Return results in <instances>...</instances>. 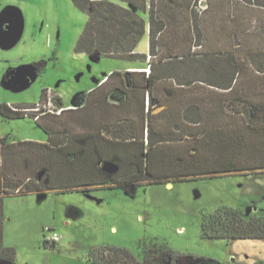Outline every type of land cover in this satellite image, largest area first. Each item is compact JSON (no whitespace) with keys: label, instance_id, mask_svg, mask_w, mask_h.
Instances as JSON below:
<instances>
[{"label":"rangeland","instance_id":"rangeland-1","mask_svg":"<svg viewBox=\"0 0 264 264\" xmlns=\"http://www.w3.org/2000/svg\"><path fill=\"white\" fill-rule=\"evenodd\" d=\"M147 2L154 12V66L174 57H223L233 51L249 69L246 78L264 63V54L257 56L264 52V0ZM141 14L148 30L137 50L148 53L149 13ZM87 22L88 14L74 0H0V106L33 105L44 89L54 98V109L61 100L74 105L107 74L142 63L78 52ZM208 36L227 38V52L209 54L201 46ZM171 39L183 41L181 53L176 45L174 55L168 53ZM256 74L264 76V71ZM68 135L72 134L61 137L67 140ZM1 136L11 141L46 138V133L33 116L7 119L0 114ZM9 150L0 148V177L9 184L23 183L19 193L3 181V245L14 249L17 264H95L90 254L105 246L126 248L143 262L152 247L165 253L164 264L264 262V238H208L202 228L204 215L223 206L241 208L247 216L264 214V173L143 184L135 194L97 186L84 189L80 178H52L53 188L40 199L37 192H26L25 185H37L27 176L38 172L41 164L25 167L32 154ZM32 153L39 155L35 149ZM52 231L59 235L55 245L46 240Z\"/></svg>","mask_w":264,"mask_h":264},{"label":"trees","instance_id":"trees-1","mask_svg":"<svg viewBox=\"0 0 264 264\" xmlns=\"http://www.w3.org/2000/svg\"><path fill=\"white\" fill-rule=\"evenodd\" d=\"M120 1L122 3L116 0H74L76 5L88 14V22L79 39L77 51L133 61L147 60V54L136 51L147 28L146 19L141 13L148 12L150 55L156 57L152 6L147 0ZM195 54L197 53H193ZM261 54L264 52L257 56ZM222 56H206L203 59L174 57L159 61L160 63L156 61L157 65L159 64L157 67L154 66V61L150 73L146 70H127L115 71L107 75L104 81L109 82L93 92H85L83 101L90 108L91 95H99L103 98L100 106L105 111L109 108L114 113L113 117L92 121L87 115L77 118V115L71 114L60 123L61 125L59 124L60 130L52 132L55 136L50 145L32 143L33 145L26 146L24 150L32 155L26 158L25 166L39 163L41 169L38 172L33 170L32 175L27 177L37 185L32 186L27 183L25 191L50 190L53 188L52 178H60L64 181L80 178L82 186L88 184L83 181L91 179L93 183L90 184H111L134 194L143 184L185 181L192 177H212L215 174L263 172L264 103L245 98L239 103H231L229 106L232 110L243 114L241 121L218 118L223 108L210 112L209 117L205 118L203 114H198L202 110H200L201 98L190 96L186 101L190 102L186 110L195 113L197 118L174 119V135L169 126L168 128L165 126L169 121L159 120L163 114H153L151 111L153 103L157 101L156 96L152 94V86L157 81H174V96H177L179 90H207V85L230 89L236 81L244 80L252 73L256 74L252 72L244 78L249 69L241 64L240 55L235 52L231 51ZM258 66L264 69V63ZM256 76L260 80L264 78V76ZM48 90H43L41 99L45 98ZM147 90L151 94V105L150 111L146 113ZM165 90L169 91L170 88ZM142 96V105L139 107V97ZM109 97L114 98V104H110ZM127 99L133 105H131L132 111L136 110L131 115H125L121 107L124 103L127 104ZM215 100L214 98L208 102H215V109H218L221 104L216 103ZM57 104L66 107L62 101H58ZM5 106L13 117L24 116L13 111L7 104ZM66 111H75V109L66 108L61 114L46 115L56 117ZM46 115H43L38 122ZM75 123L80 125L76 127ZM56 126L57 122H54L52 127ZM46 130L49 131L47 128ZM64 134L72 135H68L67 140H64L61 137ZM171 142H174L173 161L169 153L159 150L169 149ZM91 146L96 148L95 157L87 155L90 154ZM107 147L115 148L118 153L110 157L106 153ZM34 149L39 155H33ZM12 153L10 152V155ZM94 161L100 165L94 168L90 166ZM85 164L88 166H84ZM34 175L35 178L32 177ZM3 181L12 187L13 191L18 190L23 182L9 184L0 177V259L17 264L14 249L3 245L5 196ZM202 228L204 236L208 238H264V214L253 213L247 216L241 208L223 206L204 215ZM90 260L95 264L148 262L164 264L167 259L164 252L159 254V251L153 247L145 251V262H143L126 248L105 246L92 251Z\"/></svg>","mask_w":264,"mask_h":264},{"label":"crops","instance_id":"crops-1","mask_svg":"<svg viewBox=\"0 0 264 264\" xmlns=\"http://www.w3.org/2000/svg\"><path fill=\"white\" fill-rule=\"evenodd\" d=\"M150 22V20H149ZM150 24V23H149ZM148 25V23H147ZM148 30V28H146V31ZM149 35H150V25H149ZM177 40V41H175ZM226 41L227 38L225 37H206L204 39V42L201 44V46L205 47L206 51H208L209 54H211L212 52L215 53H219V54H225L227 52V50H225L226 48ZM183 41L179 40V39H171V41L169 42V46L167 47V49L169 50V54H173L174 55V45L178 46L180 48V53L181 48H182V44ZM138 53V50L136 51ZM195 52V51H193ZM231 52V51H230ZM141 54H147V60L142 61L140 60L142 63L139 64H134V65H129L126 67L127 70H146L149 65L151 64V55H150V39H149V52L148 53H141ZM150 57V58H149ZM135 61H139V60H135ZM152 68V66L150 67V69ZM124 70V71H127ZM260 71H264V69H256L255 71L252 72H257L259 73ZM148 73V72H147ZM109 75V74H107ZM106 75V76H107ZM257 74L252 73L248 76V78L244 79V80H239L236 81L233 85L232 88L230 89H223V88H218L216 86H210L207 85V90H193V91H185V90H179V93L177 94V96H174V81H157L156 83H154V86H152L153 88V96H156V102L153 103L152 105V113L153 114H163V117H161L159 120L160 121H169V124H165V126L168 128H170L171 133H173L174 135V119H188V118H197V115H195V113H193L192 111L190 112V110H186L187 106L189 105L188 103L190 102H186L188 100V98L190 96H192L193 98L195 96H199L201 98L200 103L202 102V107L200 108V112L198 114H203L205 118H208L210 112H215L216 110H221L222 108V113L220 114V116H218V118L220 119H226V118H232V119H237V120H242L243 119V114L236 112L234 110L231 109V107L229 105H231V103H239L241 99L245 98V99H249L252 100L254 102H261L264 103V78H261V80L259 79V77L256 76ZM105 76V77H106ZM263 76V75H261ZM105 77L99 81V83L97 84L96 88H93L91 90H89V92H93L95 89H97L98 87L108 83L109 81H104ZM252 78H254L255 80H253ZM205 84V83H202ZM177 86V85H176ZM179 87V86H177ZM183 87V86H180ZM151 88V89H152ZM165 88H170L169 91L165 90ZM150 91L147 90L146 95H145V100H146V113L150 111ZM216 99V103L218 102V104L220 103L221 106L218 109H215V102L213 103H209L208 100H212V99ZM103 98L100 97L99 95H91L90 100H91V105L90 108L85 105L84 101L81 100L80 103H76L74 105H65L64 101H62L63 105L66 107L69 106H74L75 111H66L63 115L61 116H54V115H46L41 119V126L43 128V130L46 133V138H22V139H12L11 141L8 140L7 137H0V148L4 146H10L11 150H24L26 146H31V144L33 143L35 144H44V145H50L52 143V140L54 138V134L55 132H57L58 130H60V126L59 124L65 120V118H69V116L71 114H74L77 118L81 117L83 118L84 115H87V117H90V119L93 121L96 120H105V119H109L112 118L114 113L107 108V111L104 110V108L102 106H100V103L102 102ZM185 99V101H184ZM108 100L111 102L110 104H114V98L109 97ZM129 99H127V104H123L121 105L123 113H125V115H131L132 112H135L136 110L134 109V111H132V103L128 102ZM140 102L138 103V106L141 107V100H143V96L139 97ZM205 101V102H204ZM116 104V103H115ZM133 106V105H132ZM233 107V106H232ZM109 109V110H108ZM116 109V108H115ZM207 110V111H205ZM205 111V112H203ZM203 112V113H201ZM0 114H2L3 117L7 118V119H11V118H15L11 115V112L6 108L5 105H1L0 106ZM187 114V116H186ZM215 114V113H213ZM80 119V118H79ZM57 122V126L56 127H52V124L54 122ZM81 121V120H80ZM39 122V123H40ZM95 124V122H94ZM93 124V126H94ZM61 125V124H60ZM80 124L75 123V126L78 127ZM92 126V130L94 131ZM75 127V128H76ZM49 129L48 130H46ZM102 133H105L104 131H102ZM166 133V131H165ZM169 133V134H171ZM32 144V145H33ZM162 144V143H160ZM171 146L169 149H159V150H163L164 152H167V154L169 153L171 155V161L174 160V142L170 143ZM21 146H23L22 148H20ZM90 154L87 155H91V157H95L96 154V148L95 146H91L89 149ZM106 153L107 155H109L110 157L114 156L115 154H117L118 152L112 148H106ZM108 156V157H109ZM102 164V163H101ZM100 165V164H99ZM98 164L94 162H92L90 164V166L94 167H98ZM84 166H88V165H84ZM28 167V166H25ZM257 173V172H256ZM261 173H264L261 172ZM253 174V173H251ZM1 176V174H0ZM30 175H28L27 177H29ZM84 183L88 182L87 185L82 186L84 187V189H92L93 187L97 186V187H105L108 189H113V190H117V189H121L124 190L123 188L114 186V185H109V184H90L92 181L91 179H87L85 181H83ZM93 183V182H92ZM1 187V186H0ZM138 190V189H137ZM136 190V192H137ZM47 191H33V192H37L39 195V198L42 199L43 197H46V193ZM135 192V193H136ZM134 193V194H135Z\"/></svg>","mask_w":264,"mask_h":264},{"label":"built area","instance_id":"built-area-1","mask_svg":"<svg viewBox=\"0 0 264 264\" xmlns=\"http://www.w3.org/2000/svg\"><path fill=\"white\" fill-rule=\"evenodd\" d=\"M150 58V57H149ZM151 64L146 69L148 73H150ZM49 90L47 91V94L44 99H41L36 102L33 105L24 106V107H18L7 104L8 107H10L13 111L19 112L24 116H33L36 120H39L43 115L52 113V114H61L64 109L66 108H74V106L69 107H58L57 109H54V98L51 97ZM20 190H16L14 192H19ZM46 231H51L52 229L50 227L45 228ZM46 240L50 241L52 243H56L59 241V235L56 231H52L49 236H46Z\"/></svg>","mask_w":264,"mask_h":264},{"label":"water","instance_id":"water-1","mask_svg":"<svg viewBox=\"0 0 264 264\" xmlns=\"http://www.w3.org/2000/svg\"><path fill=\"white\" fill-rule=\"evenodd\" d=\"M106 169H107V168H106ZM0 264H11V263H9V262L6 261V260L0 259Z\"/></svg>","mask_w":264,"mask_h":264},{"label":"flooded vegetation","instance_id":"flooded-vegetation-1","mask_svg":"<svg viewBox=\"0 0 264 264\" xmlns=\"http://www.w3.org/2000/svg\"><path fill=\"white\" fill-rule=\"evenodd\" d=\"M174 264H177V263H176V260H174ZM262 264H264V262H262Z\"/></svg>","mask_w":264,"mask_h":264},{"label":"clouds","instance_id":"clouds-1","mask_svg":"<svg viewBox=\"0 0 264 264\" xmlns=\"http://www.w3.org/2000/svg\"><path fill=\"white\" fill-rule=\"evenodd\" d=\"M151 72V71H150Z\"/></svg>","mask_w":264,"mask_h":264}]
</instances>
